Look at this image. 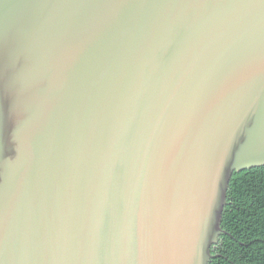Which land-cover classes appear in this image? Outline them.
<instances>
[{
    "label": "water",
    "instance_id": "95a60500",
    "mask_svg": "<svg viewBox=\"0 0 264 264\" xmlns=\"http://www.w3.org/2000/svg\"><path fill=\"white\" fill-rule=\"evenodd\" d=\"M264 166V0H0V264H208Z\"/></svg>",
    "mask_w": 264,
    "mask_h": 264
},
{
    "label": "trees",
    "instance_id": "16d2710c",
    "mask_svg": "<svg viewBox=\"0 0 264 264\" xmlns=\"http://www.w3.org/2000/svg\"><path fill=\"white\" fill-rule=\"evenodd\" d=\"M208 264H264V166L234 172Z\"/></svg>",
    "mask_w": 264,
    "mask_h": 264
}]
</instances>
